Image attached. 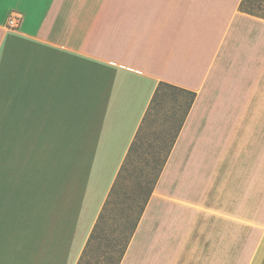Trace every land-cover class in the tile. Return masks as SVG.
<instances>
[{
    "label": "crops",
    "instance_id": "1",
    "mask_svg": "<svg viewBox=\"0 0 264 264\" xmlns=\"http://www.w3.org/2000/svg\"><path fill=\"white\" fill-rule=\"evenodd\" d=\"M240 1L0 0V264H77L159 82L194 99L119 264H264V19Z\"/></svg>",
    "mask_w": 264,
    "mask_h": 264
},
{
    "label": "trees",
    "instance_id": "2",
    "mask_svg": "<svg viewBox=\"0 0 264 264\" xmlns=\"http://www.w3.org/2000/svg\"><path fill=\"white\" fill-rule=\"evenodd\" d=\"M239 10L242 12H246L248 14L260 17L264 19V0H241L239 3ZM194 99V93L185 89H182L180 87L159 82L156 86V89L154 91L153 97L148 105V108L146 110V113L141 121V124L135 134V137L133 141L131 142V145L128 149V152L125 156V159L121 165V168L117 174V177L113 183V186L111 187V190L109 191V194L107 196V199L103 205V208L98 216V219L89 235V238L86 242L85 248L83 250V253L81 257L79 258L77 264H85L86 257L88 256V252L92 250L94 246V241L98 238L97 233L103 231L102 225L104 223L106 214L109 212V206L112 203V200L114 199L113 196L119 191H117V185L119 182V179L121 178V173L124 169V167L128 163V159L130 158V155L133 152H136L141 145H143L144 141V131L146 129V126L151 123V118L154 116L155 112L158 111L159 106L162 104V101L164 103H168V108H165L164 115L166 125L167 127L164 129L165 131L173 130L171 133L170 140L168 144H166V149L164 151L163 157L160 160V163H158V167H156V171L154 174V177L152 178V181H150V185L148 187V191L146 192V195L144 198L140 201L136 216L134 218L128 219L130 214V209L133 207L131 204H128L121 208L120 211V225L118 227H115L111 230V233L107 235V243L105 246V249H103V258L101 261L104 263L108 259V261L112 264H119L123 253L125 251V248L127 246V243L137 225V222L139 220V217L144 209V206L147 202V199L149 198L153 187L155 185V182L159 176V173L162 170V167L166 161V158L170 152V149L173 145V142L175 141V138L178 134V131L180 127L182 126L185 117L187 115V112L191 106V103ZM167 109V110H166ZM164 133V132H163ZM152 147V144H150ZM158 146H153L154 149H156ZM155 151H151L150 155H154ZM150 161L147 162L149 164ZM155 168V167H154ZM116 194V195H117ZM132 201L134 204L135 199ZM120 243V248L116 250L117 257L114 259V261L111 259L112 257L110 255H107L108 253L114 251V247ZM105 264V263H104Z\"/></svg>",
    "mask_w": 264,
    "mask_h": 264
},
{
    "label": "rangeland",
    "instance_id": "3",
    "mask_svg": "<svg viewBox=\"0 0 264 264\" xmlns=\"http://www.w3.org/2000/svg\"><path fill=\"white\" fill-rule=\"evenodd\" d=\"M168 103H164L159 106L158 111L155 112L154 116L151 118V123L146 126L144 131V141L143 145L130 155L127 165L124 167L121 178L118 182L117 191L118 194L113 196L112 203L109 206V212L106 214L104 223L102 225L101 232L97 233L98 238L94 241V246L91 252H88L85 264H112L108 261H101L103 258V249H105L107 243V235L111 233V230L118 227L120 223V211L124 206L131 204L133 207L130 209V214L128 219L134 218L137 213V209L140 201L146 195L150 181L155 174V169L158 167L161 158L163 157L164 151L166 149V144H168L171 133L173 130L165 131L167 123L163 113L165 108H168ZM167 110V109H166ZM164 132V133H163ZM152 144V147L151 145ZM153 146H158L156 149ZM151 151H155L154 155H150ZM149 164H147V162ZM155 167V168H154ZM135 199V203L132 204ZM120 248V243L114 247V251L108 253L112 260L117 257L116 250Z\"/></svg>",
    "mask_w": 264,
    "mask_h": 264
},
{
    "label": "built area",
    "instance_id": "4",
    "mask_svg": "<svg viewBox=\"0 0 264 264\" xmlns=\"http://www.w3.org/2000/svg\"><path fill=\"white\" fill-rule=\"evenodd\" d=\"M20 20H21V15L17 12H12L7 19V25L9 27H16L18 26Z\"/></svg>",
    "mask_w": 264,
    "mask_h": 264
}]
</instances>
